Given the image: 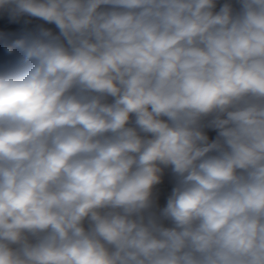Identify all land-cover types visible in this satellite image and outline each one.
<instances>
[{"label":"clouds","instance_id":"clouds-1","mask_svg":"<svg viewBox=\"0 0 264 264\" xmlns=\"http://www.w3.org/2000/svg\"><path fill=\"white\" fill-rule=\"evenodd\" d=\"M0 264H264V0H0Z\"/></svg>","mask_w":264,"mask_h":264}]
</instances>
